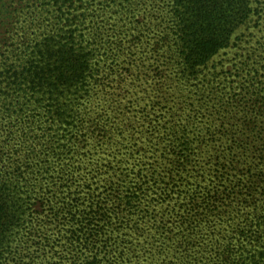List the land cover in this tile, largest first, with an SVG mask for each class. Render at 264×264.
<instances>
[{
    "label": "trees",
    "instance_id": "16d2710c",
    "mask_svg": "<svg viewBox=\"0 0 264 264\" xmlns=\"http://www.w3.org/2000/svg\"><path fill=\"white\" fill-rule=\"evenodd\" d=\"M150 2L0 0V236L26 222L27 237L33 235L40 248L50 244L45 223L68 224L70 253L82 240L91 251L82 264H110L99 238L113 225H125V216L139 225L148 201L165 200L184 184L190 144L180 135L179 119L164 134L152 136L148 130L157 124L151 111L142 123L148 134H140L139 121L126 118L127 72L122 70L162 77L142 82L151 91L148 95L149 86L143 87L144 95L135 98L147 102L148 95L155 109L160 101L153 95L165 92V81L174 73L181 79L196 76L200 66L230 45L251 7L249 0ZM111 106L116 115L106 112ZM262 148L246 170L232 173L234 157L228 174L226 163L217 172L237 176L238 183L233 177L229 181L224 200L228 207L237 202L240 211L250 209L237 230L257 240L264 252ZM228 159L226 154L229 167ZM252 212L256 220L248 223ZM184 242L177 244L181 263L190 264ZM133 246L126 245L120 259L131 262ZM212 258V264H237L218 250Z\"/></svg>",
    "mask_w": 264,
    "mask_h": 264
},
{
    "label": "rangeland",
    "instance_id": "374dc122",
    "mask_svg": "<svg viewBox=\"0 0 264 264\" xmlns=\"http://www.w3.org/2000/svg\"><path fill=\"white\" fill-rule=\"evenodd\" d=\"M249 6V16L236 27L230 45L219 49L200 66L196 76L181 79L180 74L174 73L173 79H169L167 85L166 80L162 86L165 92L161 89L153 95L154 100L160 101L155 104V109L148 96L150 85L143 86H149L147 102L135 98L144 95L142 82L146 79L150 82L152 78L161 81L162 77L154 71L149 79L142 69L135 74L122 70L127 72L125 101L129 107L125 110L126 118L139 121L135 124L136 130L143 135L151 132L150 135L156 136L160 131L164 134L179 119L177 127L184 129L180 135L183 141L189 142L190 148L184 184L179 191H176L179 188L176 186V192L170 193L165 200L157 197L148 201L145 217L137 225L146 233L147 239L144 243L133 241L134 246H130L136 250L131 262L119 258L118 264H184L180 259L182 249L177 247L178 241L183 239L188 241L184 242L188 247L184 253L188 255L186 259L190 264H212L216 250L231 254L237 264H254L255 259L264 264V252L256 247L257 240L246 238L237 230L246 224V210L250 209L246 207L240 211L237 202L228 207L224 200L229 192H226L229 181L233 177L238 183L237 176H221L217 172V167L223 169L226 163L228 174L234 157L232 173L246 170L263 153L264 0H249ZM144 60L150 63L145 56ZM143 107L146 108L142 110ZM106 112L116 115L113 106ZM149 112L156 118L157 128L144 134L147 130L143 129L142 123ZM173 115V122H168ZM226 154L229 167L224 161ZM169 157L172 158L173 154ZM165 159L170 163L168 158ZM156 168L157 171L160 169L159 163ZM238 188L236 186L234 190ZM211 196L217 200L214 202ZM251 220H256L254 212L247 222ZM257 220L261 221V218ZM45 225L50 244L40 248L30 239L33 235L27 237L26 222L20 226L13 225L2 234L0 264H82L84 255L91 253L85 249L82 240L76 252H69L66 239V234H70L68 224L60 227L53 223ZM72 254L79 257L74 259Z\"/></svg>",
    "mask_w": 264,
    "mask_h": 264
},
{
    "label": "snow or ice",
    "instance_id": "6c2138e0",
    "mask_svg": "<svg viewBox=\"0 0 264 264\" xmlns=\"http://www.w3.org/2000/svg\"><path fill=\"white\" fill-rule=\"evenodd\" d=\"M121 223L125 227L121 230L119 226H113L107 231L103 238H99V243L105 245L107 256L111 257L110 264H118V259L121 257V251H127L126 245H131L133 241L138 240L144 243L147 239L146 233L143 229L136 225L135 221L128 224V218L125 216ZM96 241H93L95 244Z\"/></svg>",
    "mask_w": 264,
    "mask_h": 264
}]
</instances>
